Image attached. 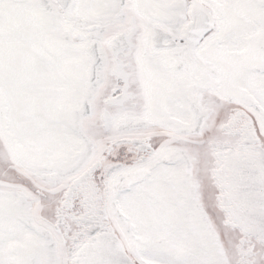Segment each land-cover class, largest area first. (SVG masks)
Segmentation results:
<instances>
[{
	"label": "snow or ice",
	"instance_id": "6c2138e0",
	"mask_svg": "<svg viewBox=\"0 0 264 264\" xmlns=\"http://www.w3.org/2000/svg\"><path fill=\"white\" fill-rule=\"evenodd\" d=\"M0 264H264V0H0Z\"/></svg>",
	"mask_w": 264,
	"mask_h": 264
}]
</instances>
